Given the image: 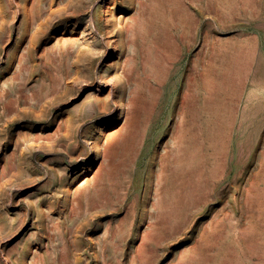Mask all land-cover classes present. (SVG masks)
Here are the masks:
<instances>
[{"label":"rangeland","instance_id":"1","mask_svg":"<svg viewBox=\"0 0 264 264\" xmlns=\"http://www.w3.org/2000/svg\"><path fill=\"white\" fill-rule=\"evenodd\" d=\"M0 264H264V0H0Z\"/></svg>","mask_w":264,"mask_h":264},{"label":"bare ground","instance_id":"2","mask_svg":"<svg viewBox=\"0 0 264 264\" xmlns=\"http://www.w3.org/2000/svg\"><path fill=\"white\" fill-rule=\"evenodd\" d=\"M133 41H134V40H133ZM115 50H116V47L113 48V51H115ZM140 95H141V94H140ZM120 104H121V103H120ZM122 105H123V104H122ZM125 107H126V106H125ZM123 111H125V110H123ZM127 124H128V123H127ZM180 131H181V130H180ZM183 131H184V130H183ZM184 132H185V131H184ZM184 132H183V133H184ZM180 135H181V134H180ZM115 137H116V136H115ZM182 138H184V137H182ZM177 139H178V138H177ZM180 139H181V138H179V140H180ZM111 141H112V139H110V141H109V143H108V147H110V145L112 144ZM181 141H182V140H181ZM181 141H180V143H181ZM94 142H95V141H94ZM132 142H133V141H132ZM178 143H179V142H178ZM177 148H178V147H177ZM102 150H103V149H102ZM130 157H131V156H130ZM183 158H184V157H183ZM136 159H137V158H136ZM178 159H179V158H178ZM181 159H182V158H181ZM177 161H178V160H177ZM180 161H181V160H179V162H180ZM183 162H184V161H183ZM183 162H182V163H183ZM180 163H181V162H180ZM182 163H181V164H182Z\"/></svg>","mask_w":264,"mask_h":264}]
</instances>
